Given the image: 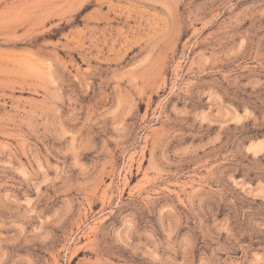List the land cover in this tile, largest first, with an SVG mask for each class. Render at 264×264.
<instances>
[{
  "label": "rangeland",
  "instance_id": "obj_1",
  "mask_svg": "<svg viewBox=\"0 0 264 264\" xmlns=\"http://www.w3.org/2000/svg\"><path fill=\"white\" fill-rule=\"evenodd\" d=\"M0 264H264V0H0Z\"/></svg>",
  "mask_w": 264,
  "mask_h": 264
}]
</instances>
